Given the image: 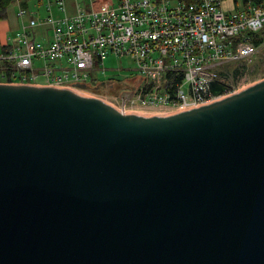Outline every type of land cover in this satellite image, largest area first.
<instances>
[{"label": "water", "instance_id": "1", "mask_svg": "<svg viewBox=\"0 0 264 264\" xmlns=\"http://www.w3.org/2000/svg\"><path fill=\"white\" fill-rule=\"evenodd\" d=\"M0 264H264V79L180 109L0 84Z\"/></svg>", "mask_w": 264, "mask_h": 264}, {"label": "built area", "instance_id": "2", "mask_svg": "<svg viewBox=\"0 0 264 264\" xmlns=\"http://www.w3.org/2000/svg\"><path fill=\"white\" fill-rule=\"evenodd\" d=\"M222 2L42 0V15L17 6L0 84L68 90L120 110L212 103L245 88L264 49V0L231 11ZM109 56L131 62L122 79L99 78ZM211 82L225 90L213 95Z\"/></svg>", "mask_w": 264, "mask_h": 264}, {"label": "rangeland", "instance_id": "3", "mask_svg": "<svg viewBox=\"0 0 264 264\" xmlns=\"http://www.w3.org/2000/svg\"><path fill=\"white\" fill-rule=\"evenodd\" d=\"M234 5L236 7L240 6V2L236 1L235 3L232 0H223L222 6L225 11H231L234 9ZM28 9H34L33 5L31 2L28 4ZM17 11V4L14 1L12 4H10L6 10V18L4 19V24L0 26V44L4 42L5 37H11L19 25V20L16 18L15 14ZM38 13L40 15L43 14L42 10H38ZM262 54L264 56V49L262 51ZM262 56V57H263ZM257 64L260 65V68L256 71L254 74L253 71V76L250 78L248 77L247 85L245 88L259 80L264 79V58L258 62ZM102 68L106 69V72L104 75H100L99 78L106 79L109 77L116 79H122L123 77L126 76L127 71L125 69H130L132 68L131 62L127 58H114V57H107L103 63H102Z\"/></svg>", "mask_w": 264, "mask_h": 264}, {"label": "trees", "instance_id": "4", "mask_svg": "<svg viewBox=\"0 0 264 264\" xmlns=\"http://www.w3.org/2000/svg\"><path fill=\"white\" fill-rule=\"evenodd\" d=\"M16 2L18 8L23 9L28 11V4L31 2V4L33 5L34 9L31 10H35L39 7V5H41L42 0H0V21L4 20L6 18V10L8 8V6L10 4H12L13 2ZM176 1H180L183 3H192L195 2L196 0H176ZM234 3L236 1H239L242 5H246V4H250V5H256L258 4L261 0H232ZM39 9V8H38ZM259 40H257L256 42H258ZM4 51V48H2L0 46V53ZM264 58L261 57V60ZM260 60V61H261ZM260 68L259 64H255L254 65V74L256 73V71ZM114 88H116L115 85H113V88L111 90H113Z\"/></svg>", "mask_w": 264, "mask_h": 264}, {"label": "crops", "instance_id": "5", "mask_svg": "<svg viewBox=\"0 0 264 264\" xmlns=\"http://www.w3.org/2000/svg\"><path fill=\"white\" fill-rule=\"evenodd\" d=\"M3 24H4V20H1V21H0V26L3 25ZM5 38H6V37H5ZM5 38H4V40H5ZM0 45H1V44H0Z\"/></svg>", "mask_w": 264, "mask_h": 264}]
</instances>
